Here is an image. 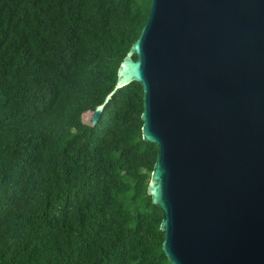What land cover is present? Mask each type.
<instances>
[{"label":"trees","instance_id":"1","mask_svg":"<svg viewBox=\"0 0 264 264\" xmlns=\"http://www.w3.org/2000/svg\"><path fill=\"white\" fill-rule=\"evenodd\" d=\"M150 9L0 0V264H171L147 194L158 147L143 140L141 84L92 126Z\"/></svg>","mask_w":264,"mask_h":264},{"label":"water","instance_id":"2","mask_svg":"<svg viewBox=\"0 0 264 264\" xmlns=\"http://www.w3.org/2000/svg\"><path fill=\"white\" fill-rule=\"evenodd\" d=\"M133 82L170 263L264 264V0H151L92 126Z\"/></svg>","mask_w":264,"mask_h":264},{"label":"rangeland","instance_id":"3","mask_svg":"<svg viewBox=\"0 0 264 264\" xmlns=\"http://www.w3.org/2000/svg\"><path fill=\"white\" fill-rule=\"evenodd\" d=\"M91 119V117H89L87 120H86V123H90V120Z\"/></svg>","mask_w":264,"mask_h":264}]
</instances>
